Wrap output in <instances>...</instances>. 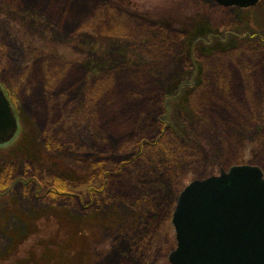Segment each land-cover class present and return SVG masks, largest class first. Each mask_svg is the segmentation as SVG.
Masks as SVG:
<instances>
[{
  "label": "rangeland",
  "instance_id": "1",
  "mask_svg": "<svg viewBox=\"0 0 264 264\" xmlns=\"http://www.w3.org/2000/svg\"><path fill=\"white\" fill-rule=\"evenodd\" d=\"M0 82V264H171L187 184L264 172V0H0Z\"/></svg>",
  "mask_w": 264,
  "mask_h": 264
},
{
  "label": "water",
  "instance_id": "2",
  "mask_svg": "<svg viewBox=\"0 0 264 264\" xmlns=\"http://www.w3.org/2000/svg\"><path fill=\"white\" fill-rule=\"evenodd\" d=\"M252 7L259 0H216ZM19 121L0 84V145L17 135ZM176 247L171 264H264V172L235 164L196 178L179 193L172 215Z\"/></svg>",
  "mask_w": 264,
  "mask_h": 264
},
{
  "label": "trees",
  "instance_id": "3",
  "mask_svg": "<svg viewBox=\"0 0 264 264\" xmlns=\"http://www.w3.org/2000/svg\"><path fill=\"white\" fill-rule=\"evenodd\" d=\"M114 173L111 172L110 176H112ZM28 175L31 179L36 178L39 181V183L43 186H46L45 184H43L44 182L47 183L48 188H50V191L53 192L54 194H58V195L63 194V195H67L68 197L74 198L76 195H78L80 193L81 188L79 187V185H76L75 183H73L71 181L62 180L60 177H53L52 176L51 178H48V180H47L45 177L41 178L40 176H38L37 174H34V173H31V174L28 173ZM110 176L106 177V181H105V179H103V181L106 182V184H104V182L102 183L101 178H94L92 182L86 183V185L90 186L88 188V194L89 193L94 194V197L99 196L98 193L101 192L102 189L105 190V188L107 187L106 185H107L108 181L109 182L111 181L112 178L109 179ZM39 178H41V181ZM96 182H97V184H95Z\"/></svg>",
  "mask_w": 264,
  "mask_h": 264
},
{
  "label": "flooded vegetation",
  "instance_id": "4",
  "mask_svg": "<svg viewBox=\"0 0 264 264\" xmlns=\"http://www.w3.org/2000/svg\"><path fill=\"white\" fill-rule=\"evenodd\" d=\"M0 84H1V82H0ZM2 85V84H1ZM9 96V95H8ZM10 98V97H9Z\"/></svg>",
  "mask_w": 264,
  "mask_h": 264
}]
</instances>
